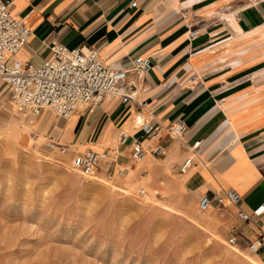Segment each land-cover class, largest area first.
Masks as SVG:
<instances>
[{
	"label": "crops",
	"instance_id": "0c3cea01",
	"mask_svg": "<svg viewBox=\"0 0 264 264\" xmlns=\"http://www.w3.org/2000/svg\"><path fill=\"white\" fill-rule=\"evenodd\" d=\"M8 1L11 13L31 29L29 41L14 57L21 61L43 64L53 41L95 50L103 64L117 70L129 69L135 57L151 58L147 74L128 77L136 84L137 102L106 98L73 113L69 133L79 134L85 150L91 149L88 138L107 132L118 139L112 147L116 157L129 154L134 140L146 147L160 141L165 146L161 159L147 153L158 173L193 170L189 185L196 196L231 188L242 196L247 213L264 206V135H252L264 129V84L245 79L237 85L232 78L264 60V0ZM193 31L197 35L191 39ZM2 101L14 108L0 81ZM178 118L186 125L181 140L164 132L152 140L140 130L151 119L166 126ZM123 133L129 139L119 148ZM65 140L61 143L71 138ZM189 157L191 166L181 172ZM143 170L150 174L148 167L138 172ZM240 229L249 238H264V212ZM256 255L264 257V250Z\"/></svg>",
	"mask_w": 264,
	"mask_h": 264
},
{
	"label": "rangeland",
	"instance_id": "374dc122",
	"mask_svg": "<svg viewBox=\"0 0 264 264\" xmlns=\"http://www.w3.org/2000/svg\"><path fill=\"white\" fill-rule=\"evenodd\" d=\"M232 78L237 85L245 79L264 84V60ZM39 117L0 102V264H264V257L247 248L254 237L246 236L240 224L250 220L242 222L236 207L198 210L199 196L189 185L193 170L183 173L181 183L172 169L158 173L148 167L150 174L139 173L142 162L133 164L131 152L116 157L112 147L118 139L100 135L88 138V146L108 151L109 160L93 177H84L70 164L75 152L88 150L78 143L79 134H68V120L52 112ZM44 117L49 123L40 121ZM36 123L40 127L27 131L32 144L12 143L15 128ZM260 133L264 129L252 135ZM66 138L71 140L63 144L69 149L77 144V151L63 154L46 147L49 140ZM121 168L128 169L124 177L112 176ZM130 176L134 187H114ZM199 217L211 223L198 224ZM232 227L238 229L236 244L229 242Z\"/></svg>",
	"mask_w": 264,
	"mask_h": 264
},
{
	"label": "built area",
	"instance_id": "2783aa9c",
	"mask_svg": "<svg viewBox=\"0 0 264 264\" xmlns=\"http://www.w3.org/2000/svg\"><path fill=\"white\" fill-rule=\"evenodd\" d=\"M135 6L136 2L133 1ZM11 1L0 0V81L8 87L10 99L15 108L29 115L39 117L44 111L52 112L58 119L68 120L82 106L99 105L106 98H118L122 103L137 102L138 91L136 84L129 81L130 75L138 79L147 74L151 68L150 57H135L129 69L117 70L103 64L97 51L84 47L69 48L53 41L49 44L50 57L39 66L14 58L24 47L31 36V29L24 20L11 13ZM197 32L190 33V38L196 37ZM142 133L152 140H159L164 132L172 139L181 140L186 130L182 118L163 126L153 119L141 124ZM129 136L123 133L120 145L128 142ZM198 143L194 144V147ZM46 147L68 153L69 147L59 141L49 140ZM165 146L159 141L146 147L139 140L131 143V159L133 164L139 163L147 153L162 156ZM109 160L108 151L101 152L89 149L75 152L71 159V168L84 177H93L101 165ZM192 157L184 161L181 172L191 166ZM109 172V168L106 169ZM127 170L121 168L112 176L122 177ZM112 178V177H110ZM145 191L140 189L139 196ZM242 196L235 189H221L213 195L203 194L199 197L197 208L200 212L217 205H232L238 210L242 222L250 220L251 216H260L264 206L256 209L252 215L241 208ZM238 229H230L229 242L236 244ZM248 250L257 254L264 248V238L258 235L249 241Z\"/></svg>",
	"mask_w": 264,
	"mask_h": 264
},
{
	"label": "bare ground",
	"instance_id": "6f19581e",
	"mask_svg": "<svg viewBox=\"0 0 264 264\" xmlns=\"http://www.w3.org/2000/svg\"><path fill=\"white\" fill-rule=\"evenodd\" d=\"M233 16V15H232ZM260 25V24H259ZM44 113V112H43ZM42 114V113H41ZM70 119V118H69ZM68 119V120H69ZM25 120V119H24ZM49 120H50V117H48V118H46L45 119V117L44 118H42V119H40V121H43V122H45V123H49ZM137 120H139V119H137ZM75 120H74V117H73V115L71 116V119H70V122L66 125V126H69L70 128H71V126H72V124H73V122H74ZM139 122V121H138ZM138 124V123H137ZM41 125H42V123H41ZM46 126V125H45ZM34 127H40V125L38 126V124L36 123V124H33V125H28V126H25L22 130H19L18 128H15V131H16V135H15V137L13 138V136L12 137H10V139H11V141H12V143L14 144V143H16L17 141H22V144L24 145V146H28V145H30V144H32L31 143V141H29V139H28V137H27V131L29 130V129H31V128H34ZM54 128H59V126H58V124H55V126H54ZM69 130L67 129L66 130V132L69 134V132H68ZM106 132V131H105ZM15 134V133H14ZM17 136V137H16ZM106 136V138L107 139H109V141H114L115 139H114V137L113 136H111L108 132L106 133V134H104V135H102L101 134V136H100V139L101 138H103V137H105ZM13 138V139H12ZM78 148H79V146L77 145V144H75V145H73V146H71L70 147V152H72L73 150H78ZM32 150V149H31ZM94 151H97V152H101V151H98V150H96V149H93ZM147 155L148 154H146L145 155V157H144V159H142L139 163H141V168L142 167H151L150 166V159L149 158H147ZM50 159H52V158H50ZM137 167V166H136ZM127 171H128V169H126ZM131 173H132V171H131ZM135 174H137V173H135ZM134 174V175H135ZM124 177V176H123ZM176 178H178V182H180V178H183V174H177L176 176H175ZM155 179V178H154ZM181 183V182H180ZM134 185H135V181L134 180H132V178H131V176H130V179L128 180V179H126V180H123L121 183H119V185L118 186H114V187H116V188H119V189H129V188H131V187H134ZM127 187H129V188H127ZM150 197V196H149ZM213 207H210L208 210H206V211H204V212H208L209 210H211ZM197 222H198V224H201V225H204V224H209V223H211V220L210 219H208V218H205V217H199L198 218V220H197ZM233 251H235V252H238V250H237V248H234L233 249Z\"/></svg>",
	"mask_w": 264,
	"mask_h": 264
},
{
	"label": "snow or ice",
	"instance_id": "6c2138e0",
	"mask_svg": "<svg viewBox=\"0 0 264 264\" xmlns=\"http://www.w3.org/2000/svg\"><path fill=\"white\" fill-rule=\"evenodd\" d=\"M262 211H264V210H262Z\"/></svg>",
	"mask_w": 264,
	"mask_h": 264
}]
</instances>
